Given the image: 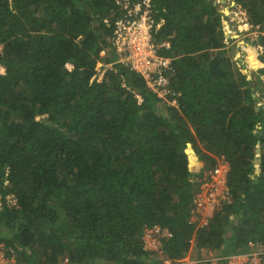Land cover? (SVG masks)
<instances>
[{
    "label": "trees",
    "instance_id": "1",
    "mask_svg": "<svg viewBox=\"0 0 264 264\" xmlns=\"http://www.w3.org/2000/svg\"><path fill=\"white\" fill-rule=\"evenodd\" d=\"M116 1L0 0V245L18 264H211L182 259L264 246V36L231 37L218 0H153L168 105L118 61ZM234 1L241 32L264 24V0ZM222 161L229 200L200 225Z\"/></svg>",
    "mask_w": 264,
    "mask_h": 264
},
{
    "label": "built area",
    "instance_id": "2",
    "mask_svg": "<svg viewBox=\"0 0 264 264\" xmlns=\"http://www.w3.org/2000/svg\"><path fill=\"white\" fill-rule=\"evenodd\" d=\"M116 3L118 8L116 9L113 46L118 55V61L142 74L148 87L168 105L177 106V95L180 93H176L171 86L172 58L162 55L159 51L163 46L169 47L170 43L157 44L153 38L154 32L159 30L163 23L162 19H157L153 0H117ZM251 34L253 40L264 36V24L256 25ZM259 48L261 51L264 50L263 46ZM111 66L112 64L99 62L98 77L102 78L103 71ZM228 171V162L222 161L210 172L209 177L202 184L201 191L195 199L200 225L208 223L210 210L229 200ZM169 235L170 233L159 225L145 228L143 234L145 248L158 250L157 247L151 246L155 244L161 249L162 239ZM250 245L252 246L250 252L217 256L204 260L202 263L264 264V246H257L253 243ZM182 261L190 263L186 257ZM0 264H17L16 258L9 256L3 245H0ZM167 264H170V261H167Z\"/></svg>",
    "mask_w": 264,
    "mask_h": 264
},
{
    "label": "rangeland",
    "instance_id": "3",
    "mask_svg": "<svg viewBox=\"0 0 264 264\" xmlns=\"http://www.w3.org/2000/svg\"><path fill=\"white\" fill-rule=\"evenodd\" d=\"M220 4V8L221 11L223 13H225V20L228 21L227 25L225 26L226 29H232V31L230 30V36L232 37L233 35L234 38L239 39L242 36H247V38H250L251 40L253 35L251 34V32H248L246 34L243 33V31L241 32V29L244 28V22L246 20V14L245 12L242 10L241 6L239 4H237L234 0H218L217 4ZM228 14H227V12ZM240 27V29H239ZM260 50V48H259ZM2 51V46H0V53ZM261 51V50H260ZM241 63V62H240ZM239 63V66L242 68V70L248 74L249 78H253V72H254V68L252 67H248V65L246 63ZM101 71V70H100ZM10 202L13 203L14 199L12 196H9ZM212 210H210L208 212V214L211 212ZM194 221L198 220L199 221V215L196 214L193 218ZM152 247L156 248L160 251L158 245L155 246V244L151 245ZM216 254H214V252H210L208 250L205 249H197V248H192L191 251L188 253V255L186 256L187 260L190 261V263H200L204 260L210 259V258H215ZM187 262V261H186ZM18 264V263H17Z\"/></svg>",
    "mask_w": 264,
    "mask_h": 264
},
{
    "label": "clouds",
    "instance_id": "4",
    "mask_svg": "<svg viewBox=\"0 0 264 264\" xmlns=\"http://www.w3.org/2000/svg\"><path fill=\"white\" fill-rule=\"evenodd\" d=\"M166 263H167V261H166Z\"/></svg>",
    "mask_w": 264,
    "mask_h": 264
},
{
    "label": "water",
    "instance_id": "5",
    "mask_svg": "<svg viewBox=\"0 0 264 264\" xmlns=\"http://www.w3.org/2000/svg\"><path fill=\"white\" fill-rule=\"evenodd\" d=\"M228 29V28H227Z\"/></svg>",
    "mask_w": 264,
    "mask_h": 264
}]
</instances>
